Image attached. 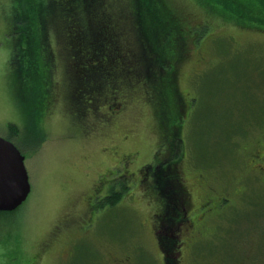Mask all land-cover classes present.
<instances>
[{
    "label": "rangeland",
    "instance_id": "374dc122",
    "mask_svg": "<svg viewBox=\"0 0 264 264\" xmlns=\"http://www.w3.org/2000/svg\"><path fill=\"white\" fill-rule=\"evenodd\" d=\"M212 1L219 9L203 0H161L160 22L172 39L164 34L156 44L164 47L163 60L180 56L162 101L157 89L139 82L119 90L122 104L114 111L104 103L80 118L66 95L70 67L59 50L58 24L48 32L58 56L51 104L39 115L22 98L13 81L16 40L6 34L14 11L27 15V9L0 0V136L26 157L32 186L22 206L0 212V264H116L126 258L127 264H161L153 215L158 205L143 184L153 188L157 174L145 180L140 169L156 167L179 137L193 203L208 195L201 175L217 191L209 196L235 192L217 224L205 223L202 245L209 258L264 264V176L257 172L264 163V0H237L231 8L229 0ZM182 101L189 112L171 137L159 104L172 118ZM123 186L128 189L115 207H97Z\"/></svg>",
    "mask_w": 264,
    "mask_h": 264
},
{
    "label": "trees",
    "instance_id": "16d2710c",
    "mask_svg": "<svg viewBox=\"0 0 264 264\" xmlns=\"http://www.w3.org/2000/svg\"><path fill=\"white\" fill-rule=\"evenodd\" d=\"M203 1L209 8L219 9L212 0ZM229 1L228 8L232 7L231 2L238 5L237 0ZM17 3L27 9V15H23L21 8L14 11L6 37L16 40L12 44L17 66L13 81L34 112L43 114L50 106L53 94L54 63L58 56L48 38L51 23L58 24L55 29L62 40L59 50L70 67L65 77L66 95L80 118L85 117L89 109L97 113L104 103L110 112L114 111L122 104L119 90L139 82L157 89L155 97L162 101L161 89L172 82L170 74L180 56L171 53L163 56V60L160 54L164 47L156 44L164 34L172 39L167 25L160 22L165 17L161 0H17ZM41 63L45 71H41ZM161 104L164 132L175 137V131L185 123L188 105L185 101L180 102L171 118L166 111L162 112ZM169 119V123L166 122ZM173 141L170 155L166 152L156 164L159 170L155 188L160 192L156 190L154 196L167 206L166 213L169 214L165 217L175 220L177 213L183 216L185 208L188 209L191 194L181 169L183 140L179 137ZM243 181L244 178L240 184ZM127 189V186L120 191L113 188L97 207H115ZM209 197L214 198L213 201L219 200L213 194ZM168 198L180 200L177 211L168 208ZM171 203L170 207H174V202ZM223 209V205H215L210 212L212 216L205 221L216 223L224 216Z\"/></svg>",
    "mask_w": 264,
    "mask_h": 264
},
{
    "label": "flooded vegetation",
    "instance_id": "af4514ba",
    "mask_svg": "<svg viewBox=\"0 0 264 264\" xmlns=\"http://www.w3.org/2000/svg\"><path fill=\"white\" fill-rule=\"evenodd\" d=\"M256 160L257 159L255 158L254 162ZM158 170L157 167L148 165L141 168L140 172L142 177L145 180H148V178L156 175ZM257 172L264 176V163L258 165ZM143 174L146 176L144 177ZM199 183L201 187L206 188L205 190L208 193L206 199H202L199 204L193 203L191 200L188 209L185 208L183 216L177 213L175 220L165 217L169 214V212L166 213L167 206L158 197H156V199L154 198L158 205V209L153 214L157 218L154 222L156 225L157 223L159 224V226L155 225L154 234L156 235L158 250L162 258L161 264H231L229 261L219 258V254L213 255L209 258V255L207 254L208 251L204 250L205 248L202 243L206 237L204 231L206 224L212 223L213 225H216V223L212 221L206 222V218L210 215V212L214 210L215 205L224 206L226 203L232 202L231 198L235 192L233 193V191H231L227 196H218L219 200L213 201L214 198H210L209 194L210 192L217 193V191L213 187L212 182L201 175ZM143 184L149 186V188L146 187L145 190H149V192L151 190L152 194H155L156 190L159 191L155 188L156 181L152 183L153 188H150L149 181H143ZM167 201H170L168 202V208L177 211L180 200H172L168 198ZM171 202H174V207H170V205H172ZM211 216L212 215H210V217ZM216 230L217 229L215 228L214 232ZM207 238L208 236L206 239ZM249 260L251 259L249 258ZM125 261L128 262V258L125 260L122 259L116 264H127ZM234 262L235 263L232 262V264H243L240 261Z\"/></svg>",
    "mask_w": 264,
    "mask_h": 264
},
{
    "label": "water",
    "instance_id": "95a60500",
    "mask_svg": "<svg viewBox=\"0 0 264 264\" xmlns=\"http://www.w3.org/2000/svg\"><path fill=\"white\" fill-rule=\"evenodd\" d=\"M25 161L14 144L0 136V212L15 211L32 191Z\"/></svg>",
    "mask_w": 264,
    "mask_h": 264
},
{
    "label": "bare ground",
    "instance_id": "6f19581e",
    "mask_svg": "<svg viewBox=\"0 0 264 264\" xmlns=\"http://www.w3.org/2000/svg\"><path fill=\"white\" fill-rule=\"evenodd\" d=\"M92 221V220H91ZM112 256V255H111ZM113 258V257H112Z\"/></svg>",
    "mask_w": 264,
    "mask_h": 264
}]
</instances>
